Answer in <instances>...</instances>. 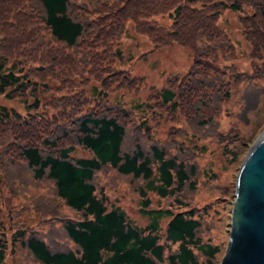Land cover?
I'll list each match as a JSON object with an SVG mask.
<instances>
[{
  "label": "trees",
  "instance_id": "16d2710c",
  "mask_svg": "<svg viewBox=\"0 0 264 264\" xmlns=\"http://www.w3.org/2000/svg\"><path fill=\"white\" fill-rule=\"evenodd\" d=\"M226 9L240 12L252 72L238 69L217 24ZM138 38L147 49L124 58V41ZM174 45L190 56L183 74L150 65L164 73L157 87L135 72ZM262 78L264 0H0V94L34 95L26 113L0 105V264L9 254L18 264H219L223 248L202 236L191 202L204 174L196 157L211 137L240 156L241 136L220 131V114L247 81L238 114L248 123ZM118 187L138 194L146 225L111 199Z\"/></svg>",
  "mask_w": 264,
  "mask_h": 264
},
{
  "label": "rangeland",
  "instance_id": "374dc122",
  "mask_svg": "<svg viewBox=\"0 0 264 264\" xmlns=\"http://www.w3.org/2000/svg\"><path fill=\"white\" fill-rule=\"evenodd\" d=\"M245 8L249 10V7L246 6ZM239 19L240 12L226 9L222 12L217 24L224 29L226 38L234 43L236 57L233 61L238 69L252 72L254 70V63L251 62V58L249 57L250 44L242 31ZM159 20L167 23L171 21L167 16L159 17ZM123 47L126 55L124 58H127L129 51H142L147 49L148 46L144 39L138 38V40L126 39ZM188 58L190 59L187 50L181 46L174 45L165 47L155 53L154 56L144 61L140 62L137 60L138 62L136 61V65L139 66L135 69V72L146 74L148 76V83L159 87L164 79V73H161V70L164 69L166 72L183 74L185 67H187L186 63L188 64L189 62ZM155 64H157V69L161 70L152 69L150 65ZM252 84L258 86L260 93L258 104L249 113V122L245 123L238 114L241 110L244 87L245 85H249L247 81H242L234 86L233 94L230 99L224 102L223 110L219 118L220 131L222 133L227 134L230 127H233V132L240 134L241 141L237 142L233 147L240 156L233 160L231 155L225 152L224 147L231 145L228 139L222 143L219 137H211L206 142L207 148L196 157L204 174L200 176L198 189L193 191L191 195L192 206H197L200 209L202 208L201 212L204 214L205 222L201 234L204 238H210L214 243L221 245L224 252V254L222 253V258L226 253L229 243L232 209L238 174L246 154L264 130V78L259 79L257 82H252L251 85ZM146 90L142 91L145 92ZM143 92L137 95L127 94L124 99L126 105L129 106L138 102L140 97L143 96ZM50 94L51 93L41 96L43 103L48 101ZM24 97L29 98V100H25ZM24 97L19 95L10 99L4 94H0V105H5L8 108L17 109L19 112L26 113L28 110L27 106L34 101V95L30 94ZM30 110L37 112V109L34 108H30ZM42 110H49L50 112V108L46 104L41 105L40 111ZM180 119L185 129L191 132V128L187 123V118H185V120L184 117L181 116ZM170 126V122H162L160 126L157 127V131L155 132L156 136L162 140L166 139L168 136L167 129ZM229 133L231 132L229 131ZM84 154L85 151L81 147L76 149V156ZM99 181H101V178ZM109 195L111 199L117 200L135 223L141 226L146 225L148 219L146 216L139 213L140 198L135 191L118 187L112 189ZM150 196L154 202H159L155 194L150 193ZM58 202L62 213H73L65 206L63 201L58 200ZM45 224L46 222L43 223V225ZM22 263L24 264V262ZM6 264H18L16 256L14 254H9L6 257Z\"/></svg>",
  "mask_w": 264,
  "mask_h": 264
},
{
  "label": "water",
  "instance_id": "95a60500",
  "mask_svg": "<svg viewBox=\"0 0 264 264\" xmlns=\"http://www.w3.org/2000/svg\"><path fill=\"white\" fill-rule=\"evenodd\" d=\"M231 220L220 264H264V130L240 168Z\"/></svg>",
  "mask_w": 264,
  "mask_h": 264
}]
</instances>
